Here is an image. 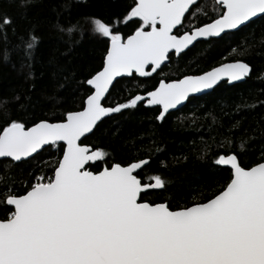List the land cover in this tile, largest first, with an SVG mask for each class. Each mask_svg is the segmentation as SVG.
<instances>
[{
	"label": "snow or ice",
	"instance_id": "6c2138e0",
	"mask_svg": "<svg viewBox=\"0 0 264 264\" xmlns=\"http://www.w3.org/2000/svg\"><path fill=\"white\" fill-rule=\"evenodd\" d=\"M18 2L26 8L32 0ZM214 4L217 14L208 16L198 0H132L107 17L90 14L83 23L57 24L69 36L78 33L83 39L87 33L103 46V57L80 81L88 87L79 110L32 126L8 116L0 126V158L9 166L39 161L44 152L54 158L30 173L23 190L0 175L6 188L0 192V264H264V153L247 166L235 152L218 153L213 163L228 173L219 190L203 201L173 207L148 199L167 190L160 174L144 181L148 158L109 162L107 151L85 143L105 117L148 107L163 122L170 110L211 94L221 81L232 86L246 81L250 65L235 60L170 82L161 79L144 94L106 104L120 78L159 75L173 55L182 59L195 42L230 40L254 18L264 19V0ZM201 14L206 22L193 24ZM15 23L0 13L5 40ZM129 23L136 27L125 35L121 25ZM38 43L33 29L15 47L0 48V61L11 63L16 55L29 62ZM62 75L67 80L76 73L68 69ZM20 99L2 97L0 105L9 108Z\"/></svg>",
	"mask_w": 264,
	"mask_h": 264
},
{
	"label": "trees",
	"instance_id": "16d2710c",
	"mask_svg": "<svg viewBox=\"0 0 264 264\" xmlns=\"http://www.w3.org/2000/svg\"><path fill=\"white\" fill-rule=\"evenodd\" d=\"M131 3L132 0H32L26 8H21L18 0H0V13H8L16 22L15 30H8L7 40L0 34V48L15 47L20 37L33 29L39 37L33 60L23 62L13 55L11 63L0 61V98L11 99L16 95L21 98L9 108L0 105V126L8 116L32 126L40 120L58 122L65 111L79 110L88 87L80 81L88 71L98 67L103 46L93 43L87 33L83 39L78 33L71 36L62 33L57 24L83 23L81 18L90 14L107 17ZM199 3L208 16L217 14L213 11L214 0ZM207 18L201 14L192 23L200 24ZM255 21L243 31H236L230 40L197 43L186 55L182 54V59L173 55L159 75L121 79L111 90L106 104L115 105L144 94L161 79L170 82L235 60L247 62L252 69L244 83L236 86L222 83L211 94L170 113L163 122L155 119L156 109L124 110L101 122L85 143L107 151L109 162L148 158L150 166L142 173L144 181L152 174H160L167 182V190L157 191L149 200L167 201L176 207L210 197L228 175L213 163L218 153L235 152L245 166L257 162L264 153V19ZM135 27L132 23L121 25L125 35ZM231 48L237 51L232 52ZM244 48L249 51L241 55ZM68 69L76 73L74 79L66 80L62 75ZM226 138L232 141L230 145L225 143ZM53 159L44 152L39 161L19 167L9 166L3 160L0 175L10 176L13 187L23 190L30 173L45 161L50 165ZM44 171L51 175L49 167H44ZM5 190V185L0 183V192Z\"/></svg>",
	"mask_w": 264,
	"mask_h": 264
},
{
	"label": "water",
	"instance_id": "95a60500",
	"mask_svg": "<svg viewBox=\"0 0 264 264\" xmlns=\"http://www.w3.org/2000/svg\"><path fill=\"white\" fill-rule=\"evenodd\" d=\"M200 1H201V0H198V3H199ZM258 18H259V17L254 18V19L256 20V19H258ZM200 42H208V41L199 40V41L195 42L193 46H190V49L193 48L197 43H200ZM190 49H188V50H190ZM188 50H186V52H187ZM169 62H170V61H169ZM169 62H167V65L169 64ZM226 63H228V62H226ZM163 68H164V66H163ZM251 73H252V71L250 72V75H251ZM155 75H156V74L154 73L153 76H155ZM250 75H249V77H250ZM249 77H247L246 80H247ZM125 78H128V77H125ZM125 78H120V80H121V79H125ZM138 78H145V77H138ZM244 82H245V81H244ZM244 82H236V85H237V84L244 83ZM222 83H225V82L221 81V83H220L219 85H221ZM219 85H217V87H218ZM217 87H216V88H217ZM216 88H215V89H216ZM215 89H214V90H215ZM214 90H210V91L213 92ZM204 95H207V94H198V97H201V96H204ZM190 99H191V98H190ZM187 103H188V102H185L184 105H182V106H178V109L170 110L169 114L181 110L183 107H185V106L187 105ZM146 108H148V107H146ZM148 109H155V108H148ZM169 114H167V115H169ZM114 115H115V114H113L112 116H114ZM167 115H166V117H167ZM112 116H111V117H112ZM107 118H109V117H105V118L103 119V121H104L105 119H107ZM103 121H102V122H103ZM160 122H161V121H160ZM94 131H95V130H94ZM90 135H91V134H90ZM3 160H4L3 158H0V161H3ZM220 167H221V166H220ZM157 191H159V190H157Z\"/></svg>",
	"mask_w": 264,
	"mask_h": 264
}]
</instances>
